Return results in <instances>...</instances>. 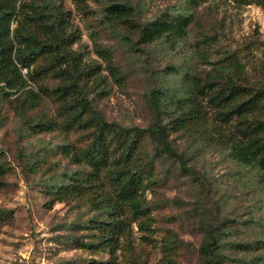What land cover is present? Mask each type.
<instances>
[{
  "label": "rangeland",
  "instance_id": "obj_1",
  "mask_svg": "<svg viewBox=\"0 0 264 264\" xmlns=\"http://www.w3.org/2000/svg\"><path fill=\"white\" fill-rule=\"evenodd\" d=\"M123 1L136 8L138 21L185 11L190 22L188 36L176 50L144 46L122 27L107 23L102 4L59 1L67 13L60 32L74 40L65 52L75 58L76 80L91 108L107 122L152 127L156 116L150 92L161 83L164 89H181L187 69L192 74L208 71L224 53L236 49L247 81L264 90V0ZM204 36L213 41L196 47ZM100 49L107 51L108 61L98 55ZM196 49L206 54L207 63L195 59ZM172 65L178 72L168 75ZM47 66L48 55L40 54L29 71ZM31 72L20 71L26 85L15 93L0 86V264L105 262L107 250L93 252L83 246L93 241L89 221L96 211L72 201L50 205L52 196L46 193L49 185H59L65 175L82 169L62 148L87 145L92 129L85 120L90 113L82 117L81 128L65 126L67 116L55 90L66 82L54 68L29 78ZM43 122L50 128L37 126ZM166 133L186 167L181 169L172 156H156L157 183L145 193L149 203H160L152 209L153 242H142V234L130 225L132 253L123 243L125 250L116 252L118 262L128 264L132 254L143 264H158L162 239L173 235L179 264H203L200 249L207 226L219 230L215 251L223 255L221 264H254L261 251L254 245L264 247V186L258 172L233 163L226 147L209 137ZM143 137L144 148L153 153L157 142L147 133Z\"/></svg>",
  "mask_w": 264,
  "mask_h": 264
},
{
  "label": "trees",
  "instance_id": "obj_2",
  "mask_svg": "<svg viewBox=\"0 0 264 264\" xmlns=\"http://www.w3.org/2000/svg\"><path fill=\"white\" fill-rule=\"evenodd\" d=\"M59 1L0 0V86L12 93L22 89L26 80L20 71L31 72L36 57L47 54L49 66L34 69L28 77L43 76L46 70L54 68L57 76L66 82L55 90L61 102L60 110L67 116L65 126L81 128L82 117L90 113L85 120L86 127L92 129L87 145L62 148L70 162L82 169L65 175L66 181L51 184L46 191L52 196L50 205L72 201L96 211V218L89 221L90 229L95 232L93 241L83 246L93 252L107 250L109 258L88 264H121L116 252L120 248L125 250L123 243H126L128 252L132 253L130 225L133 224L142 234L141 241L152 244V209L160 203H149L145 193L157 183L156 156H172L181 169L186 167L183 155L167 140L166 130L217 141L226 147L233 163L254 168L264 186V90L254 88L247 81L245 65L240 62L237 49L224 53L208 71L192 74L187 69L181 89H164L161 83L150 92V104L156 116L152 127H122L94 112L78 85L75 58L65 52V45L74 40L72 35L60 32L67 13ZM91 1L104 6L107 23L122 27L136 37L138 44L166 45L176 50L188 36L190 18L185 11L166 12L159 18L142 22L136 19V8L123 0ZM33 23L35 31L31 29ZM212 41L213 38L204 36L196 47ZM97 52L108 61L106 50ZM194 57L207 63L206 54L199 49L194 51ZM168 69V75L178 72L174 65ZM109 70L115 72L113 66ZM37 126L50 128L51 124L43 122ZM146 133L158 144L153 153L144 148ZM205 229L207 240L200 249L203 264H221L223 255L215 251L219 230L207 226ZM175 242L173 235L164 236L158 264H179ZM259 245H254L261 249L254 258L255 263L252 261L254 264H264V247ZM128 264L143 262L131 254Z\"/></svg>",
  "mask_w": 264,
  "mask_h": 264
}]
</instances>
